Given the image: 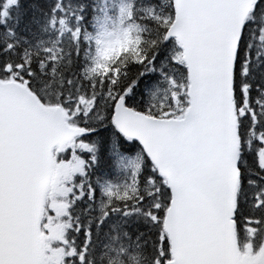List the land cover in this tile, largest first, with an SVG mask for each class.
<instances>
[{"label":"snow or ice","instance_id":"6c2138e0","mask_svg":"<svg viewBox=\"0 0 264 264\" xmlns=\"http://www.w3.org/2000/svg\"><path fill=\"white\" fill-rule=\"evenodd\" d=\"M0 264H264V0H0Z\"/></svg>","mask_w":264,"mask_h":264}]
</instances>
